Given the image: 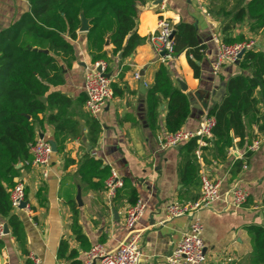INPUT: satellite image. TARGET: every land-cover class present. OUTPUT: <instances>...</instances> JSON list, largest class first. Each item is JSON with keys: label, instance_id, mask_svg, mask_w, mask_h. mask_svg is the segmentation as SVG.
Wrapping results in <instances>:
<instances>
[{"label": "crops", "instance_id": "0c3cea01", "mask_svg": "<svg viewBox=\"0 0 264 264\" xmlns=\"http://www.w3.org/2000/svg\"><path fill=\"white\" fill-rule=\"evenodd\" d=\"M239 2L169 0L162 11L159 4L151 0L141 8L136 32L145 39V43L127 58L114 56L112 46L106 48L108 76L112 80L114 97L98 118L101 131L94 147L89 142L87 127V121L92 117L82 102L85 99V74L93 62L87 32L78 31L77 40L72 41L75 49L72 67L62 65L65 84L52 88V91L61 92L74 101L71 112L80 125L81 134L67 140L64 152L53 155L48 178H44L41 170L36 168L21 170L20 178L26 184L32 214L25 210L14 211L13 214L24 224L27 254L21 251L9 228L8 234L0 235V264H33L29 259L31 254L39 257L40 264H84L88 251L85 247L98 243L108 251H116L130 236L125 226L126 213L133 206L130 189H136L138 200L146 206L144 217L135 227L136 231L143 233L140 241L143 253L141 264H166V257L189 228L187 218L168 220L166 207L172 202L198 198L202 175L222 181L224 195L235 185L244 187L249 193L248 202L242 208L229 205L224 197L201 213L208 263H252L253 250L248 229L254 225L264 226V144L254 153L247 154V148L253 139L264 135L259 131L264 123L262 115L247 122L252 138L242 145L239 139H234V146L227 150L224 158L219 157L216 147L210 142L200 153L196 150L199 187H191L181 181L183 145L178 148L164 147L168 135L167 102L163 100L159 107L155 129L149 125L147 105L148 89L163 65L158 53L159 44L154 40L161 17L174 25H195L200 43L206 47L199 79L195 78L186 52L176 55L175 60L166 66L175 86L181 90L180 82H183L188 88L185 93L192 109L183 130L195 132L199 129L210 109L226 98L231 78L241 74L252 75L242 71L239 63L224 66L218 76L213 74L217 55L214 38L222 41L226 37H244V41L255 39L259 46L256 51H264V33H253L248 19L236 25L228 36L223 33L228 21L221 15L223 9L233 11ZM28 10L29 3L0 0V32L18 21ZM137 72L141 75L140 80L135 79ZM260 110L264 114V104ZM40 135L54 141L53 127L46 125L44 132L39 131ZM86 154L102 161L104 166L115 170L124 183H128V188L119 191L112 204L107 202L105 189L89 190L81 183L77 171ZM67 160L70 162L67 163ZM245 165L247 169H244ZM4 223L6 221L0 225ZM77 233L85 237L83 244L78 240ZM62 243H65L66 251L59 256Z\"/></svg>", "mask_w": 264, "mask_h": 264}, {"label": "trees", "instance_id": "16d2710c", "mask_svg": "<svg viewBox=\"0 0 264 264\" xmlns=\"http://www.w3.org/2000/svg\"><path fill=\"white\" fill-rule=\"evenodd\" d=\"M150 1L28 0V12L0 32V224L6 221L24 254H27L26 231L23 222L13 214L9 190L21 172L17 165L32 160L28 145L37 139L39 131H45L46 125L54 129L59 153L65 151L68 139L81 134L80 125L71 112L74 101L61 92H53L52 88L65 84L62 65L72 67L75 60L72 41L77 40L82 19L89 22L87 42L93 63L101 60L108 63L107 39L114 56L127 58L145 43L136 27L141 8ZM221 15L228 20L223 27L226 36L247 19L253 33H264V0H240L235 10L223 9ZM243 41L244 37L224 39L227 44ZM174 45L176 55L186 52L195 78L199 79L206 47L200 43L196 26L175 25ZM239 67L252 75L231 78L226 98L209 111L216 120L209 142L221 158L234 146V139H239L242 145L252 138L247 124L250 119L262 115L264 120L260 110L264 104V51H247ZM163 100L168 106L166 130L174 134L186 124L192 108L188 95L175 86L165 65L159 67L147 92L148 122L152 129L157 127ZM87 127L89 142L94 147L101 131L99 121L89 118ZM259 131L264 133V123ZM197 147L196 139L182 147L181 181L191 187H199ZM111 171L102 161L86 154L79 163L77 175L87 189L102 191ZM124 187L128 188L126 181ZM130 196L135 205L138 202L136 189H130ZM72 206L75 209L76 205ZM248 232L253 250L251 264H264V226H251ZM78 240L82 244L86 241L80 233ZM85 248L89 250L91 246ZM65 251L66 245L62 243L59 256Z\"/></svg>", "mask_w": 264, "mask_h": 264}, {"label": "built area", "instance_id": "2783aa9c", "mask_svg": "<svg viewBox=\"0 0 264 264\" xmlns=\"http://www.w3.org/2000/svg\"><path fill=\"white\" fill-rule=\"evenodd\" d=\"M29 3L28 0H15ZM162 11H164L169 0H155ZM200 2L201 0H196ZM175 32V25L168 19L161 17L158 20L157 31L154 40L159 44L158 53L163 65L169 66L175 58V45L172 35ZM217 48L216 61L213 66V74L218 76L224 66L238 64L241 54L247 51L258 49V43L255 39L246 40L234 44H227L219 38H214ZM109 65L101 60L91 64L85 74L84 106L88 114L98 120L100 114L104 111L107 104L114 97L112 80L108 75ZM135 79L140 80L141 75L137 72ZM216 120L209 113L206 114L197 131L179 130L174 134H168L165 141V148H178L185 143L196 139L197 151L207 146L213 137V128ZM264 144V135L261 138L253 139L247 148V154L258 151ZM31 161L20 163L17 170L26 168H36L41 170L44 178L49 177L52 157L55 154L52 140L41 138L28 145ZM17 165V166H18ZM248 167L245 165L244 169ZM201 191L195 200L185 202H172L166 207V217L168 220L187 218L189 220L188 231L184 234L173 252L166 257V264H209L206 255V245L204 242V225L201 213L211 209L222 198L226 197L229 205L235 208L244 207L249 199L248 191L235 185L224 195L222 193V181L212 180L206 175L201 176ZM124 179L115 171H111L110 177L105 182V195L108 204H112L119 191L124 188ZM10 202L13 211L25 210L32 214L31 206L26 194V184L20 175L15 179V185L9 190ZM258 208V207H256ZM146 206L139 201L131 206L125 218V226L130 231L127 242L121 244L119 248L112 252L108 251L104 245L98 243L93 245L85 253L84 264H141L143 253L140 247V241L143 233L136 231L137 223L144 217ZM5 224L0 225V235L5 234ZM9 229V227H8ZM33 264H40L39 257L34 254L29 255Z\"/></svg>", "mask_w": 264, "mask_h": 264}, {"label": "water", "instance_id": "95a60500", "mask_svg": "<svg viewBox=\"0 0 264 264\" xmlns=\"http://www.w3.org/2000/svg\"><path fill=\"white\" fill-rule=\"evenodd\" d=\"M90 26H89V22L88 20H86L85 18L82 19V27L80 29V31L82 32H88ZM175 37V32L173 33L172 35V39H174ZM110 46V41L109 39H107V42H106V47H109ZM245 53L241 54L240 56V59L243 58ZM108 76V75H107ZM180 87H181V90L184 91V92H187L188 91V88L187 86L185 85V83L183 82H180ZM41 138H43V135H40ZM52 144H53V149H54V152L56 153L57 152V147H56V144L54 141H52ZM20 165L17 166V168H19ZM9 233V229H8V225L5 224V234H8Z\"/></svg>", "mask_w": 264, "mask_h": 264}]
</instances>
